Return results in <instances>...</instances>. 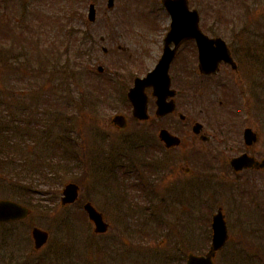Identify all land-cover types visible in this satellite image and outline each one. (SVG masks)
<instances>
[{
	"label": "rangeland",
	"instance_id": "rangeland-1",
	"mask_svg": "<svg viewBox=\"0 0 264 264\" xmlns=\"http://www.w3.org/2000/svg\"><path fill=\"white\" fill-rule=\"evenodd\" d=\"M188 1L189 8L196 9L200 15V28L203 33L211 38L220 37L230 45L233 57L239 64V72L225 74L222 70L214 77L215 80H224L225 85H228L229 90L225 89L227 97L222 96V90H211L207 86L208 82L199 77L193 43L182 45L169 69L172 88L182 93L176 97L182 106L181 113L203 124L205 129L208 128L206 135H209L208 132L216 134L217 121L236 125L231 143L223 145L218 136V142H211L202 152H208L216 144L217 149L222 152L224 150V155L230 156L239 150V145H243L241 134L244 128L249 127L259 133L258 143L252 150L262 155L264 128L257 118L264 116V0ZM91 2L95 3L97 18L90 24L86 16L88 4ZM24 6L26 12L21 11ZM169 21V16L162 9L159 0H115L111 10L106 8V0L0 1V23L8 31L4 35L0 33V54L14 56L28 51L36 57L39 51L37 59L45 61L53 58L57 69L65 71L63 75L56 74L62 85L55 89L59 93L58 100L61 104L47 106L55 104L51 100L43 105L45 108H54L53 111L71 114L72 117L68 124L66 120L54 119L53 111L44 112L40 108L37 111L38 122L32 128L33 134L42 137H25L21 147L25 154L19 152L20 137L24 132L22 125H14L17 130L12 131L7 126V132H0V136L5 137L0 141V148L12 147L14 151V155L9 154L12 163L10 196L21 198V201L30 204L33 214L28 224L33 223L39 228L52 231L49 242L38 252H33L32 246L30 247L29 230L25 233L28 239L24 252L26 259H21L20 264H184L188 252H206L208 249L210 241L206 238L209 237L206 232L209 230L210 221L205 216L208 208L212 207H203L202 218L198 222L193 218L184 220L185 215L177 209L172 216L166 212L165 206L175 205L177 199H182L183 195L179 196V187L171 189L173 195L178 197L175 202L172 201L173 197H170L169 202L163 192L159 194L155 191L156 199L165 197L162 209L157 208L158 211L155 210L158 207L155 206L156 202L144 200L139 189L127 195L128 203L122 208L117 207L121 205L117 199H109L111 204H107L99 189L104 180L111 187L120 188L142 182L147 184L148 174H153L150 181L158 183L160 190L163 189V183L179 181L178 177L183 179L182 172L176 177V173L168 174L171 173L169 166L180 163V155L185 148L180 147L165 153L157 143L158 126H170L173 130V121L164 119L160 122L154 120L143 125L137 124L131 120V109L123 98L125 94L122 97L120 92L114 93L111 102L105 103L103 90L106 89L102 87V81L104 83L105 79L117 71L121 75L116 77L117 81L127 86L132 84L130 78L133 75L143 76L151 71L161 55ZM1 31L3 30L0 29ZM118 46L123 48L122 52L115 51ZM102 48L107 49L106 54ZM33 60L34 64L28 63L32 69L38 66L37 61ZM45 65L48 66L46 69H50V64L45 62L43 66ZM99 66L103 68L102 73H98ZM81 67L89 73V81L85 80L86 83L81 74L79 79H71L70 72ZM181 68L186 71V79L181 77ZM45 73L44 70L40 75L42 77L36 79V84L46 83L44 91L49 93L52 85L47 84ZM63 76L65 78L61 79ZM180 78L184 81L181 86ZM13 80H8L6 73L0 77V125L3 126L7 124L5 115L8 114L2 104L6 101V88L11 85L9 89L17 94L20 89H25L20 80ZM200 88L203 89L202 95H198ZM191 90H194L193 94ZM146 92L151 105L153 97L150 90ZM69 98L72 103L69 102L68 107L64 102ZM234 98L245 107L239 110L238 117L234 115V111L238 110L230 103ZM220 99L222 107L217 104ZM210 102L215 105V114L210 110ZM12 108L15 109L13 106ZM247 109L248 115L245 113ZM150 110L153 117V106ZM118 114L130 120L127 130L123 132L111 125V119ZM63 135L67 138L61 139ZM148 146L155 151L152 157L155 166L157 165L155 175L147 169L150 167L146 153ZM30 154L34 156L35 164L32 156L28 157ZM90 155L92 158H89ZM25 158L27 161H24ZM19 166L25 173L20 172ZM124 172L128 175L124 176ZM219 173L216 172L210 182L201 184L204 192L211 190V183L225 184V179L230 178L227 173L228 177L223 179ZM69 182L81 187L80 197L77 204L63 209L59 206L61 190ZM256 185L258 187V181ZM217 197L220 198L221 193ZM217 197L211 196L210 199L215 204H220L216 202ZM230 197L234 202L238 200L236 195ZM206 198L203 197V200ZM189 200L194 201L185 197L182 204ZM85 201H90L98 211L104 212L105 221L109 224L108 233H120L121 238H118L116 245L115 236L114 239L107 238V247L100 249V240L92 234V226L82 220L81 208ZM221 205L223 210L227 213L230 211L232 217L234 216L230 200L226 199ZM195 206V203L192 204V207ZM212 210L215 213V206ZM227 221L230 226H235V219L228 217ZM67 223H70L69 227L64 228L63 225ZM195 227L202 232L196 233ZM195 235L205 239L201 249L187 247L183 241L184 236L191 238ZM229 236L237 238L235 233H229ZM230 242L217 254V260L224 264H229L227 260ZM136 244L138 248H134ZM242 245L241 242L238 247L242 249ZM130 247L134 249H129ZM243 263L240 257L234 255L232 264Z\"/></svg>",
	"mask_w": 264,
	"mask_h": 264
},
{
	"label": "flooded vegetation",
	"instance_id": "flooded-vegetation-1",
	"mask_svg": "<svg viewBox=\"0 0 264 264\" xmlns=\"http://www.w3.org/2000/svg\"><path fill=\"white\" fill-rule=\"evenodd\" d=\"M115 51L122 52L123 48L118 46L115 49ZM106 53L107 51L104 54ZM1 56L2 55L0 54V76L3 73H6L8 77L14 76L15 78H22L23 80L26 81V79L33 77V73L37 74L39 72L37 70V66H35L33 70L29 68L30 66H28V63H32V61L27 60L26 53L20 52L18 55H14V56L6 55V54L3 55L2 57ZM236 63L238 66L237 61ZM222 70H224L225 74H230V72L238 73L239 71V70L232 71L231 67L227 64L220 65V71ZM180 72H181V77L184 78L185 71H180ZM120 76L121 75L118 73V71L112 73L113 79H116V77L119 78ZM200 77L202 81L208 82L207 86L211 90L216 89L220 92L221 90L223 91L225 85L224 80H219V79L215 80L214 78L215 76L214 77L200 76ZM106 80H104V83L107 84ZM183 83L184 81L181 80L179 82V85L181 86ZM104 86L106 87V85ZM202 91L203 90L201 88L199 93L200 95H202ZM180 94H182L181 91L178 90L177 92L176 90V96L174 98V104H175L174 112L171 114H167L163 117L156 116L155 98L153 97V103L149 105V97H148V115H149L148 120L145 122H138V121L135 122L137 124L143 125L149 122H154V120L158 122L164 119H169L173 121L172 124L174 126L173 130L171 129L170 126L167 127L158 126V127H159V131L161 129H165L170 134H172L174 138L178 139V144H176L175 146L167 147L166 149L164 147V144L158 140V133H157L158 146L160 147L161 151L163 150L165 153H168L176 148H180V147L185 148V150L182 152V155H180V163L177 164V166L170 167L168 165L169 170L171 172L168 175H173L174 173H176L174 175V177H176L177 174H181L180 172H182L183 179L180 180V177H178L177 179L179 181H175V182L171 181L168 183H163V189L160 190L158 183L156 184L150 181L151 177H153V174H151V176L148 174L149 182L146 181L147 195L146 196L143 195V199L144 200L151 199V195H154L155 191L157 190L159 194L163 192L165 197L169 200V202H170V197H173L172 201L175 202L174 200L178 197L173 195L171 189L175 187H179L180 188L179 196L183 195L182 199L181 200L177 199L176 202L174 203L175 205H171L169 207L165 206L168 215L172 216V213H174L177 209L179 213L185 215L184 220L193 218L198 222L201 221L203 207L204 206L212 207V208H208L205 216V218L210 221L209 223L210 231L208 230V232L206 233H211L210 225H211L212 217L220 210L226 222L227 231H228L227 233L237 234V238L236 237L230 238L229 236L228 242L231 241L230 242L231 247H229L228 249L229 255L227 262H229V264H232V259L234 255H236L238 251L241 250L240 252H242L244 256V262L246 260V263L244 264H264V168L247 167V168H242L239 171H236L230 165V162L233 158L244 154L254 158V160L257 162H259L262 159V157L264 156V151L262 152L263 154L260 155V152L257 153L256 151L252 150L253 146L258 143L259 133H257V131L255 132L257 136L256 141L252 142L250 145L244 143L241 134L243 145L242 146L239 145L238 148L239 150H236V152H233L230 156L224 155L225 151L223 150L222 152L221 149H217L216 144L215 147L213 149H210L208 152H202V150L205 149L207 145L211 144V142L214 143L215 140L218 142L217 140L218 136L220 137V143H222L223 145H225L226 143H231L234 140L233 136L236 125L233 126L230 122L227 123L224 121H217L215 125L216 134H211L208 132L209 135H206V130L208 129L207 126H206L207 129H205L203 124L199 123L193 118H190L188 115L181 113L182 106L180 102L176 99V97ZM211 103L212 102H210V104ZM217 104L218 107H222L221 99L218 100ZM152 106L154 108L153 117L151 116V110H150V107ZM4 108H6L5 110L7 111L11 109L10 106L9 107L4 106ZM210 110L212 111V113L215 114L216 111L215 105L211 104ZM203 112L207 113L206 110H204ZM7 113L8 114L5 115V118L6 120H9L11 118L10 117L11 114L9 112ZM196 123L200 124V130L198 133H195L193 131V128ZM23 143L24 142H22V145ZM154 152H155L154 149L148 146V150L146 152L148 158V165L150 166L148 168L146 167L148 170H151V167L153 168L155 166L153 162L154 159H152ZM182 164L183 166H181ZM19 169L20 172L22 171L23 173H25V170L22 167L19 166ZM11 170H12V165L9 163V159L6 158L4 152L0 151V202L2 201L15 202L16 204L29 209L30 213L28 214V216H25L24 218L9 220V221H0V264H14V263L20 264L21 259H26L24 252H26L27 249L26 242L28 241V239L26 238L25 233H27L28 230L29 233H32V230L37 227L33 225V223L28 224V221L33 214V210L31 209L30 204L24 202L23 200L22 202L21 198L20 199L12 198L9 194ZM216 172H220L219 174L220 176H223V179L228 177L227 175L228 173L230 178L227 180L225 179L224 181L225 184L211 183L210 184L211 190L204 192L201 184H204V182L206 181L210 182ZM257 181H258V187L256 185ZM102 184H105L104 187H101ZM108 184L109 182L105 180L102 181V183L100 184V190L102 193L101 195L105 196V198L104 196L103 198L106 200L107 204L109 203L111 204V201H109V199L111 200L117 199L119 200L118 202L121 205L127 204L128 203L127 200L129 198V196L127 195L130 194L131 191H133L130 190L132 187L130 188L129 185L121 188L118 186L111 187V185L109 184L110 187L109 189H107ZM218 193H221L220 198L217 197ZM233 195H236L238 197V200L235 202L232 201L230 197ZM211 196L217 197V199L215 198L216 202H219L220 204H215L214 200L210 199ZM165 197L159 198L162 203L165 200ZM185 197L192 198L194 201L189 200L188 203L184 201L182 204V201L184 200ZM203 197H207V198L203 200ZM226 199L230 200L231 205H233L231 209L234 214L233 217L230 211L227 213V211L223 210V205H221V203L224 204L226 202ZM203 201H207L208 203H204ZM194 203L196 206L192 207V204ZM214 206H215V213H213L214 210H212ZM228 206H230V204H228ZM62 208L65 209L68 207H62ZM102 214L103 216H105L103 212ZM228 217L235 219L234 221L235 226L233 225L230 226L228 224L227 221ZM46 231L48 233H52V231L50 230H46ZM108 232L102 235H97V237H101L99 239L101 243L100 249L107 247V242H106L107 238L114 239L116 236V239L114 240L115 243L114 245L118 243V238L119 237L121 238L120 233H116V235L115 234L113 235L112 233H108ZM195 232L201 233L202 231L200 228L195 227ZM198 237H200V239H198ZM208 238L210 241V235ZM29 242H30V247L32 246V251L36 252L34 251L33 241L31 240L30 235H29ZM241 242L243 243L242 249L238 247V244ZM120 245H122V243H120ZM202 245H203V239L201 238V236L195 235L194 240L191 239L188 242V244L186 241V246L195 249H201ZM131 248L132 247H130L129 249ZM215 263L224 264L223 262L217 260V255L215 257Z\"/></svg>",
	"mask_w": 264,
	"mask_h": 264
},
{
	"label": "water",
	"instance_id": "water-1",
	"mask_svg": "<svg viewBox=\"0 0 264 264\" xmlns=\"http://www.w3.org/2000/svg\"><path fill=\"white\" fill-rule=\"evenodd\" d=\"M114 0H108V7L113 6ZM163 5L170 13L172 22L170 30L165 38L163 54L155 67L144 79H135L134 87L127 94L129 101L132 104V114L138 120H146V96L144 90L153 88V95L157 98V115L163 116L174 109L172 102L166 103V99L174 96V91H170V78L168 75L169 66L175 56L178 47L188 40L194 39L198 48V68L204 75L215 74L220 62L230 63L233 68V63L226 44L220 38L209 39L199 29L198 13L189 11L187 0H162ZM88 19L94 21L95 9L91 5L89 8ZM174 44V48L170 49V44ZM101 71V69H99ZM113 123L119 128L125 127V120L122 116H116ZM200 125H195L193 131L198 133ZM245 142L250 145L256 140L254 133L250 130H245ZM159 139L165 143L166 147L175 146L178 144V139L171 136L166 130H161ZM231 165L236 171L247 167L264 168V158L261 162H256L253 158L242 155L234 158ZM79 187L76 184H67L62 191L61 204H72L78 197ZM84 210L87 212L89 220L94 224L95 233H104L107 231L108 225L104 223L101 214L89 204L84 205ZM28 214V210L18 206L12 202H0V221H9L24 218ZM212 241L208 253L205 256L188 255L187 264H213L212 258L215 253L220 250L228 239L227 229L223 215L220 210L212 219ZM35 249L44 245L48 239V233L35 228L32 231Z\"/></svg>",
	"mask_w": 264,
	"mask_h": 264
},
{
	"label": "trees",
	"instance_id": "trees-1",
	"mask_svg": "<svg viewBox=\"0 0 264 264\" xmlns=\"http://www.w3.org/2000/svg\"><path fill=\"white\" fill-rule=\"evenodd\" d=\"M73 78H75V77H73Z\"/></svg>",
	"mask_w": 264,
	"mask_h": 264
}]
</instances>
